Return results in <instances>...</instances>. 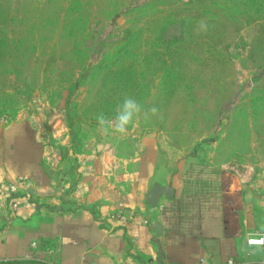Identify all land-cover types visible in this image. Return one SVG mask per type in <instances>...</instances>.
Returning a JSON list of instances; mask_svg holds the SVG:
<instances>
[{
    "label": "rangeland",
    "instance_id": "obj_1",
    "mask_svg": "<svg viewBox=\"0 0 264 264\" xmlns=\"http://www.w3.org/2000/svg\"><path fill=\"white\" fill-rule=\"evenodd\" d=\"M126 97L160 110L129 132L264 175V0H0V127L43 122L68 180Z\"/></svg>",
    "mask_w": 264,
    "mask_h": 264
},
{
    "label": "crops",
    "instance_id": "obj_2",
    "mask_svg": "<svg viewBox=\"0 0 264 264\" xmlns=\"http://www.w3.org/2000/svg\"><path fill=\"white\" fill-rule=\"evenodd\" d=\"M110 142L79 157L87 173L75 183L65 178L70 188L61 192L60 173L68 176L63 161L60 171L47 162L33 125L21 120L0 127V177L24 176L31 193L46 192L33 214L20 208L10 222L0 214V260L264 264V246L247 244L264 233V175L182 153L155 133L115 134ZM112 161L118 168L106 174ZM150 194L157 196L155 206ZM121 208L125 220L111 233L110 214Z\"/></svg>",
    "mask_w": 264,
    "mask_h": 264
},
{
    "label": "built area",
    "instance_id": "obj_3",
    "mask_svg": "<svg viewBox=\"0 0 264 264\" xmlns=\"http://www.w3.org/2000/svg\"><path fill=\"white\" fill-rule=\"evenodd\" d=\"M25 115L26 114L22 113L15 119V121L25 120ZM6 118L7 116H5L2 120V122L5 123V125L9 124V120ZM38 118H40V116H38ZM26 120L29 121L33 125L40 140L44 144L47 150L46 157H45L47 162L55 170L60 171L59 165L62 160V151L59 148L55 147L50 142V137L46 133V129H45L46 126L44 125L43 122L39 121V119H37L34 116H29ZM54 123H57V121H55ZM54 129H57V128L54 127ZM80 164L78 166L79 167L78 175L81 178L82 177L81 175H84L85 173H87V171L83 169L85 163L81 162ZM117 168H118L117 163L112 161L109 165V168L106 170V174L114 173L117 170ZM60 175H61L60 177L63 183H59V189H61V192H63L67 188H70V185L67 184L68 180L64 182L65 178L67 177L61 173ZM79 191H81V188L79 187V182H77L74 192L78 193ZM44 193L46 192L45 191H39V192L35 191L31 193L29 190L27 177L20 176L14 181H7L5 178L0 177V214L5 216V218L9 222L13 218L18 216L20 208H25V213H24L25 216L33 214L39 210V207L44 202V197H45ZM262 205L264 208V198L262 201ZM110 220H111V225L109 227V232L113 233L116 231V225H115L116 222L125 220L123 209L121 208V209L114 210L110 214ZM247 244L264 246V233H260L258 235H253V236L248 237ZM33 246H36L35 242L33 243ZM229 264H234V261L232 259L229 260Z\"/></svg>",
    "mask_w": 264,
    "mask_h": 264
},
{
    "label": "clouds",
    "instance_id": "obj_4",
    "mask_svg": "<svg viewBox=\"0 0 264 264\" xmlns=\"http://www.w3.org/2000/svg\"><path fill=\"white\" fill-rule=\"evenodd\" d=\"M199 30L207 32L208 25L206 21H200ZM160 110L152 106L145 109L141 103L132 97H126L122 104L118 106L114 117H106L102 112L97 115L96 120L100 127L102 134L107 135L110 131L121 136L126 135L129 132L130 126L143 117L145 121H148L152 116H158ZM162 119V116H160Z\"/></svg>",
    "mask_w": 264,
    "mask_h": 264
},
{
    "label": "trees",
    "instance_id": "obj_5",
    "mask_svg": "<svg viewBox=\"0 0 264 264\" xmlns=\"http://www.w3.org/2000/svg\"><path fill=\"white\" fill-rule=\"evenodd\" d=\"M52 264L48 261L38 260V259H30V260H0V264Z\"/></svg>",
    "mask_w": 264,
    "mask_h": 264
},
{
    "label": "water",
    "instance_id": "obj_6",
    "mask_svg": "<svg viewBox=\"0 0 264 264\" xmlns=\"http://www.w3.org/2000/svg\"><path fill=\"white\" fill-rule=\"evenodd\" d=\"M148 200H149V203H150L151 205L155 206V205H156V202H157V196L154 195V194H150V195L148 196ZM156 227H157V229L159 230V232H161L162 227H161L159 224H157Z\"/></svg>",
    "mask_w": 264,
    "mask_h": 264
}]
</instances>
